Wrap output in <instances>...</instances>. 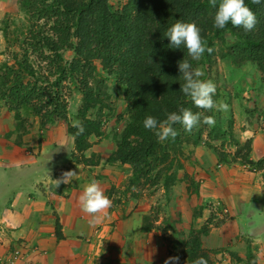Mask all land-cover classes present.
Returning <instances> with one entry per match:
<instances>
[{
    "label": "trees",
    "instance_id": "obj_1",
    "mask_svg": "<svg viewBox=\"0 0 264 264\" xmlns=\"http://www.w3.org/2000/svg\"><path fill=\"white\" fill-rule=\"evenodd\" d=\"M18 3L29 22L45 20L51 24V35L41 37L40 32L32 34V24L27 42L30 47H46L48 55L43 48L34 53L40 54L37 57L39 62L53 66V77L56 78L50 81L40 77L27 56L16 61L13 67L1 66L0 100L7 103L9 112L14 113L15 132L26 133L25 119L21 115L23 110H30L38 117L41 127L45 121L64 120L67 105L58 91L60 81L70 79L83 94L77 120L85 129L82 135L73 139L74 151L82 154V164H88L89 159L83 155L90 148L88 140L91 136H100V123L87 118L89 110L101 102L89 83L96 70L92 62L100 61L102 68L124 86L128 121L109 161L130 166L128 189L137 186L142 179L152 187L166 175L169 177L164 181H174L169 174L173 163L168 159L180 152L179 135L174 140L159 141L153 131L143 127L145 117L150 115L163 121L167 113L178 112L180 107L195 114L196 107L179 91L183 81L179 78L178 62L188 60L193 68L196 62L183 46L170 48L165 37L167 29L177 20L195 23L207 47L214 48L216 41L225 45L226 56L234 65H255L264 82V0L258 5L245 0L257 17L255 28L249 32L233 27L231 23L224 29L215 28L217 9L209 5V0H128L117 13L111 11L108 0H18ZM227 34L234 39L230 44L225 39ZM64 50L74 53L68 67L63 61ZM211 54L205 52L202 57L209 60ZM173 127L179 131L182 126L176 124ZM67 131L73 137L77 129L70 126ZM219 160L227 163L225 157ZM95 163L89 162L90 165ZM244 163L261 169L264 160L253 162L247 157ZM151 228L145 216L142 232H151ZM209 228L206 223L198 230L190 229L186 238L179 237L174 248L179 249L176 256L180 264H192L199 257L212 264L210 252L203 249L201 241L208 235ZM56 234L60 236L57 222ZM246 259V264H255L249 247Z\"/></svg>",
    "mask_w": 264,
    "mask_h": 264
},
{
    "label": "crops",
    "instance_id": "obj_2",
    "mask_svg": "<svg viewBox=\"0 0 264 264\" xmlns=\"http://www.w3.org/2000/svg\"><path fill=\"white\" fill-rule=\"evenodd\" d=\"M52 133L48 132L41 143L33 142L31 134L19 139L14 114L5 108L0 110V259L10 258L14 264H165L166 248L152 231L142 232L148 207L142 203L131 206L130 201L119 202L115 197L114 188L125 178V166L101 160L96 166L76 163L73 139L66 133ZM258 146L254 141L250 158L253 162L264 155V147L259 150ZM94 153L108 157L97 146L83 155L88 159ZM202 163L207 173H200L199 204L219 202L221 212L233 219L211 226L201 239L204 249H218L212 252V264H246L248 247L255 264H264L262 176L241 171L229 183L225 176L234 169L219 166L215 171L210 158ZM67 171L77 176L56 188L52 180ZM93 179L112 201L95 222L77 203L84 186ZM7 195L10 198L5 200ZM210 213L211 208L202 210L195 221L197 229ZM244 220V224L240 223ZM233 244L237 245L230 247Z\"/></svg>",
    "mask_w": 264,
    "mask_h": 264
},
{
    "label": "rangeland",
    "instance_id": "obj_3",
    "mask_svg": "<svg viewBox=\"0 0 264 264\" xmlns=\"http://www.w3.org/2000/svg\"><path fill=\"white\" fill-rule=\"evenodd\" d=\"M127 1L108 0V5L113 13H117L125 7ZM32 24L33 35L39 32L40 37L43 34L51 35V24L45 20L29 22L25 11L20 9L18 0H0V68L2 65L13 67L16 65V61L22 59L23 56H27L31 58L30 63L39 72L40 77L55 81L56 76L55 78L53 77V66L48 62H39L37 57L40 54L34 53V51H38L37 49L43 48L45 55H48L49 52L46 47H38L36 45L30 47L27 42L31 36L30 26ZM225 39L229 44L234 41L228 34L225 35ZM72 41L73 44L76 43L75 39ZM226 52V46L216 41L209 60L201 57L200 60L194 61L196 62L195 68H200L204 72V76L201 77L202 80H211L215 84L216 93L213 99L226 102L229 110L227 112L215 109L206 111L196 107L195 113H201L202 117L213 116L216 123L211 127L200 123L191 133L186 132L183 127L177 131L180 141L178 144L180 152L175 156L170 154L171 157L168 159V162L172 161L173 163L169 174L173 176L174 181H164V178L167 179L169 177L166 175L156 186L152 187L147 185L142 179L137 186L130 189H128L131 177L130 166L109 161V157L116 151L117 141L120 139V134L128 121L124 86L119 85L117 78L112 74H108L102 68L100 61L95 60L92 62L96 70L92 81L89 83L93 87V93L100 97L101 102L95 104L89 110L87 118L100 123V136H91L88 141L90 148L97 146L104 155L108 153V157L102 158L99 153H94L88 158V161L98 163L101 160L105 164L114 165L118 163L120 166H125V178L118 188H114L116 191L114 193L115 197L119 202L130 201L131 206L134 203H142L148 207L146 217L152 227L151 231L161 242L162 246L166 248V257L168 259L177 257L179 249L174 248V246L180 236L186 238L190 229L198 230L195 221L198 216H201L203 209L211 208V213L201 222L203 223L202 226L208 223L209 227L212 226L213 228L233 220L226 215L227 212H221L222 207L219 202H202L203 204H199L200 173L206 171L205 167L201 166L203 165L202 160L213 159L215 165L212 168L215 171L218 170L219 166L234 169L225 176L229 183L234 176L239 177L241 171L253 172L256 176L260 174L264 180V163L261 169H256V167L244 163L247 157L248 160H251L254 141L259 143V150L264 147V82L262 75L253 64L234 65L231 59L226 56ZM62 56L64 65L67 63L65 66L68 67L74 57L73 51L64 50L62 51ZM39 87L41 86L39 85ZM58 93L67 105L64 112L66 118L64 120H44L45 125L41 127L38 117L33 115L30 110H23L21 115L25 119L26 133L18 132L19 139L31 134L33 142L41 143L50 131L56 134H60V132L66 133L70 136L67 129L73 126L74 121H77L78 110L83 103V94L70 79H66L63 82L60 81ZM4 108L8 110V105L5 101L0 100V110ZM196 141L198 143H195ZM39 154L38 147L37 155ZM72 154L74 161L82 164V154H78L75 151ZM221 156L226 158L227 163H222L219 160V158H222ZM260 160H264V155L258 161ZM89 162L85 166H90ZM208 168H211V166H208ZM239 181L243 182V179ZM262 187L264 188V186ZM9 198L10 196L7 195L4 199L8 200ZM257 211L261 212V209H257ZM240 216L245 219L243 213ZM238 217L236 215L235 218ZM243 218L239 220H243ZM244 222L245 220L240 221L242 224ZM247 242H249V239ZM234 245L237 244H233L230 247H234ZM227 247L226 249H228ZM216 250L206 251L210 252L209 256L211 257L212 252H216ZM252 256L254 258V254ZM177 264H180V261Z\"/></svg>",
    "mask_w": 264,
    "mask_h": 264
},
{
    "label": "clouds",
    "instance_id": "obj_4",
    "mask_svg": "<svg viewBox=\"0 0 264 264\" xmlns=\"http://www.w3.org/2000/svg\"><path fill=\"white\" fill-rule=\"evenodd\" d=\"M251 3L258 5L261 0H251ZM209 5L216 8L214 15V27L224 29L231 23L233 27L242 28L245 32L252 31L257 24V17L251 8L246 5L245 0H209ZM201 30L195 23L181 22L177 20L175 24L167 29L165 37L169 40L170 48L180 49L183 46L187 55L192 60H200L205 52L211 54L213 48L206 46V41L202 40ZM179 78L183 84L179 91L187 96L192 104L206 111L217 110L227 112L229 106L224 101H215L213 96L216 93V86L211 80H202L204 72L200 68H193L188 60L183 59L178 62ZM200 123L209 127L214 126L216 120L213 116H203L201 113H193L190 109L180 107L178 112L166 114V119L158 121L153 116H146L143 120V127L153 131L159 141L163 142L168 138L173 140L178 135L173 127L180 124L183 129L191 133ZM73 127L77 129L72 137L82 135L85 131L82 122L74 121ZM77 176L73 171L63 172L61 178L52 180L58 188L61 184L69 183L73 177ZM80 210L92 217V222L99 218L98 214L104 213L112 206V201L104 195L100 184L92 180L86 184L77 200ZM179 257H170L165 264H177ZM192 264H207L203 257L195 259Z\"/></svg>",
    "mask_w": 264,
    "mask_h": 264
},
{
    "label": "built area",
    "instance_id": "obj_5",
    "mask_svg": "<svg viewBox=\"0 0 264 264\" xmlns=\"http://www.w3.org/2000/svg\"><path fill=\"white\" fill-rule=\"evenodd\" d=\"M0 264H14V261L10 258L0 259Z\"/></svg>",
    "mask_w": 264,
    "mask_h": 264
}]
</instances>
